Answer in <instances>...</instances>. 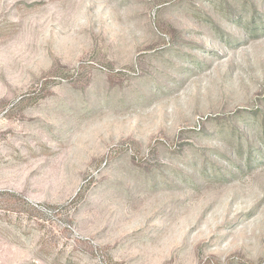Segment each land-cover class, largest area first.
<instances>
[{
	"label": "rangeland",
	"instance_id": "374dc122",
	"mask_svg": "<svg viewBox=\"0 0 264 264\" xmlns=\"http://www.w3.org/2000/svg\"><path fill=\"white\" fill-rule=\"evenodd\" d=\"M0 264H264V0H0Z\"/></svg>",
	"mask_w": 264,
	"mask_h": 264
}]
</instances>
